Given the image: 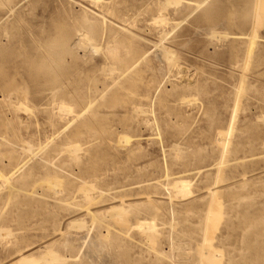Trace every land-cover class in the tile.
I'll return each instance as SVG.
<instances>
[{
    "label": "rangeland",
    "instance_id": "obj_1",
    "mask_svg": "<svg viewBox=\"0 0 264 264\" xmlns=\"http://www.w3.org/2000/svg\"><path fill=\"white\" fill-rule=\"evenodd\" d=\"M14 173L0 264H264V0H0Z\"/></svg>",
    "mask_w": 264,
    "mask_h": 264
},
{
    "label": "bare ground",
    "instance_id": "obj_2",
    "mask_svg": "<svg viewBox=\"0 0 264 264\" xmlns=\"http://www.w3.org/2000/svg\"><path fill=\"white\" fill-rule=\"evenodd\" d=\"M258 3H259V0H258ZM257 7V6H256ZM256 13H257V8H256ZM256 16V15H255ZM257 17V16H256ZM161 22H162V20H161ZM163 23V22H162ZM255 25V24H254ZM211 34V33H210ZM253 38V37H252ZM218 39V38H217ZM157 47V46H156ZM157 55V54H156ZM17 93H20V91H16ZM12 94H13V92H12ZM9 95V94H8ZM2 97V96H1ZM3 98V97H2ZM4 98H7V97H5L4 96ZM12 101V100H11ZM17 101V100H16ZM7 102V101H6ZM15 102V101H14ZM8 103V102H7ZM16 103V102H15ZM189 103V102H188ZM187 103V104H188ZM62 106V108H61V110H63V107L66 109V107H68V106H64V104H62L61 105ZM60 106V107H61ZM70 108H68V110H69ZM72 109V108H71ZM70 109V110H71ZM61 110H58L59 112L61 111ZM67 110V109H66ZM66 110H65V112H66ZM70 110L68 111V112H66L67 114H70L71 112H70ZM72 111V110H71ZM62 112H64V111H62ZM64 112V113H65ZM139 112H140V110H139ZM138 112V113H139ZM72 114V113H71ZM146 114V113H145ZM231 128V127H230ZM28 148H29V146H28ZM71 148H75V147H71ZM69 150V149H68ZM28 151H30V150H28ZM225 153V152H224ZM69 154H70V152H69ZM52 165V164H51ZM14 175H15V173L14 174H12V175H2V176H0L1 177V181H0V190H2V189H4L5 187H7V186H11L12 185V182H13V177H14ZM170 178V177H169ZM188 183V182H187ZM185 181H183V180H178V181H175V183L173 184V187L172 188H174L173 190H175V192H176V190H177V192L176 193H180V194H182V195H185V194H188V192H190V191H188V189H187V187L189 186V184H187ZM91 186V188H92V185H90ZM57 188V187H56ZM83 190V194H85L87 197H88V193H90V191H94L95 189L93 188L92 190L89 188V186H87V185H83V186H81V188L80 189H78V191L79 192H81ZM90 190V191H89ZM207 190V189H206ZM9 191V190H8ZM210 191V190H209ZM215 192V191H214ZM10 193V192H9ZM175 193V194H176ZM211 193V192H210ZM192 194V193H191ZM172 196H173V194H172ZM184 197V196H183ZM186 197V196H185ZM94 198V197H93ZM9 199V198H8ZM130 199V198H129ZM172 199H173V197H172ZM87 201H88V199H86ZM89 200H90V198H89ZM93 199L91 198V200L89 201V202H94V201H92ZM122 200H124V199H122ZM8 202H9V200H8ZM96 202V201H95ZM91 204V203H90ZM89 207V206H88ZM85 208H87V207H85ZM89 208H91V206L89 207ZM89 208H87L86 209V211L88 212V209ZM94 208V207H93ZM129 208H130V206H129ZM157 208V207H156ZM6 209V208H5ZM112 209V208H111ZM114 209V208H113ZM110 210V211H114V210ZM115 209H117V208H115ZM120 209V208H119ZM118 209V210H119ZM83 211V210H82ZM122 211V210H121ZM3 212V211H2ZM115 213V212H114ZM117 213H120L121 214V212L120 211H117ZM156 212L154 211V214H155ZM260 215H259V220H258V222H259V224L261 225V227H262V232L264 233V204H263V207L260 209ZM111 214V213H110ZM109 215V214H108ZM114 215V214H113ZM93 216V215H92ZM110 217V216H109ZM114 217H115V215H114ZM93 218H94V216H93ZM112 218V217H111ZM153 218V217H152ZM154 218H156V216L154 217ZM209 218V217H208ZM153 220H155V219H153ZM93 223H94V221H93ZM148 223V222H147ZM153 223V222H152ZM79 224V223H78ZM138 225V224H137ZM78 226V225H77ZM139 226L140 227H144L145 229H144V231L146 230L149 234H150V236H153L154 237V235H155V231L154 230H156V228L154 229V225L153 224H145V223H139ZM4 230V229H3ZM132 230V229H131ZM6 232H7V230H5ZM140 231H142V230H140ZM0 232H1V230H0ZM5 232V233H6ZM59 232V231H58ZM63 233V232H62ZM2 234V233H1ZM7 234V233H6ZM6 234H3L4 236L6 235ZM56 235V234H55ZM7 236V235H6ZM82 236V235H81ZM142 236V235H141ZM0 237H2L1 235H0ZM157 238V237H156ZM84 240H85V237H84ZM153 241H155V239L153 240ZM82 242H83V238H82ZM85 242V241H84ZM150 243V242H149ZM205 245V244H204ZM66 247H67V245H66ZM65 247V248H66ZM150 247V246H149ZM152 248V247H151ZM205 250V249H204ZM171 252V251H170ZM206 252V251H205ZM22 253V252H21ZM18 254H20V252L18 253ZM17 254V255H18ZM161 254V253H160ZM164 254V253H163ZM16 255V256H17ZM206 255V254H205ZM46 255L44 256V257H42V259L43 260H45L46 258ZM58 258L56 255H54V254H49V258H52V259H50V260H47L46 259V261L48 262V261H50V262H54V263H56V262H58L59 264H60V262L62 261V262H64V260L66 259H62V258H60L61 259V261L59 262L58 261V259H56V258ZM60 257V256H59ZM67 257V256H66ZM68 257H69V255H68ZM41 258V257H40ZM205 258V257H204ZM11 259V258H10ZM42 259H39V261L40 260H42ZM59 259V260H60ZM209 259V258H208ZM42 260V261H43ZM77 260H78V258H77ZM39 261H37L35 258H33V256L32 255H24V254H21V255H19V258H18V260H17V264H39L38 262ZM44 262L45 264L47 263V262ZM66 261V260H65ZM204 262V261H203ZM205 262H207V260H205ZM204 264V263H203Z\"/></svg>",
    "mask_w": 264,
    "mask_h": 264
}]
</instances>
